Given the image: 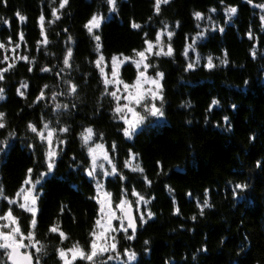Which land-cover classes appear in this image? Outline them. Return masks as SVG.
<instances>
[{
  "label": "trees",
  "instance_id": "trees-1",
  "mask_svg": "<svg viewBox=\"0 0 264 264\" xmlns=\"http://www.w3.org/2000/svg\"><path fill=\"white\" fill-rule=\"evenodd\" d=\"M154 4L155 0H117V11L111 15L106 0H69L63 9L59 8V0H7V6L0 0L3 18L0 19V42L6 51L15 48L12 50L15 60L0 62L1 68L13 65L0 81V87L5 90L0 111L6 113L8 123L7 129H0V139L9 131L17 134L7 151L0 153V185L4 196L14 197L28 168L34 169L33 179L45 170L35 163L37 158L42 159L44 146L27 129L28 122L38 127L50 122L53 128H69L68 133L57 134L66 144L62 146L57 167L42 181L43 194L36 216V239L43 245L40 264H63L56 251L58 247L69 248L79 242L84 250L90 249L89 233L99 208L93 199L97 195L96 185L83 168L75 167L90 164L87 146L82 144L80 136L87 127L93 128L94 141L106 144L119 172L127 177L124 181L115 176L108 179L107 186L114 198L117 199L121 189H127V196L134 201L133 188L145 198L154 197L147 208L155 217L140 225L135 239L127 240L120 235L118 250L123 254L124 248H128L137 254L131 264H165L166 261L170 264H257L258 261L264 264V167L255 166L257 160L264 161V23L260 20L264 9L259 7L264 0H253L251 4L248 0H223V4L221 0H169L161 4L160 14L155 13ZM229 5L238 9L230 20L224 12ZM53 8L58 10L59 19L53 17ZM211 8L216 12H209ZM17 11L26 20L20 21L15 15ZM195 11L204 13V18L197 21L192 15ZM93 12H101L106 17L101 28L94 30L101 38L99 53L97 42L83 27ZM41 13L45 16L46 45L37 44L44 39L39 22ZM209 16L212 19L208 21ZM132 21L142 27L133 29ZM165 21L175 33L171 39L174 54L155 58L157 70L164 73L165 115L127 138L121 131L123 121L113 112V97L109 90L105 92L103 77L94 62L100 53L110 58L113 54L129 55L134 49L144 48L145 33L147 39H152ZM177 21L179 27H176ZM210 21L212 24H208ZM213 24L216 30H212ZM220 27L223 32L219 31ZM249 28L253 32L251 40L246 35ZM201 31L205 35L198 37L194 49L188 50L192 60L197 53L200 55V63L186 72L188 61L183 53ZM20 32L24 34L23 40L19 39ZM68 36L72 37L71 41ZM68 47L73 50L71 68L62 72ZM253 48L257 53L255 58L251 55ZM224 50L227 65H221L216 59L223 58ZM2 51L0 48V54ZM208 55L214 57L213 69L204 67ZM20 56L28 59L20 60ZM45 66L51 71H41ZM134 76L135 68L125 66L123 77L131 80ZM68 79L78 86L76 95H60L66 90L64 81ZM23 84L28 87L23 88ZM44 85H48L45 98L34 103ZM18 88L24 92L23 96L17 92ZM52 92L57 93L55 100ZM213 98L220 103L207 112ZM182 102H190V106H182ZM56 103L69 107L56 110ZM233 104L235 109L231 107ZM205 115L209 117L208 123ZM223 116L230 118L231 131L224 129ZM216 121H220V127ZM250 134H255L254 141L249 140ZM113 141L117 145L115 152L111 150ZM29 144H36L35 155L27 147ZM130 148L137 154V160L127 168L124 162L129 159ZM137 165L143 168L142 173L133 171ZM145 176L152 182L150 186ZM236 182H247L249 187L234 197L232 187ZM165 185L173 191L169 192ZM205 188L210 190L209 202L213 207L205 209L201 217L196 201H203ZM173 196L179 215L172 211ZM0 205L1 209H7V200L2 198ZM194 214L195 221L190 219ZM14 215L20 218L21 230L26 232L31 214L14 206ZM52 224L67 238L61 240L59 233H50ZM145 240L149 241L147 245ZM205 244L207 252L197 251ZM242 244L244 250L239 251ZM31 251L35 257V248ZM1 254L0 264H9L3 250ZM105 259H97L96 264H110ZM71 264L90 262L80 258Z\"/></svg>",
  "mask_w": 264,
  "mask_h": 264
},
{
  "label": "snow or ice",
  "instance_id": "snow-or-ice-1",
  "mask_svg": "<svg viewBox=\"0 0 264 264\" xmlns=\"http://www.w3.org/2000/svg\"><path fill=\"white\" fill-rule=\"evenodd\" d=\"M253 0H248V3H252ZM5 6H7V0H3ZM169 3V0H155L154 10L156 14H160L161 12V4ZM69 4V0H59V8L63 9L65 6ZM106 4L108 5V12L113 13L117 11V0H106ZM221 4H223V0H221ZM261 9H264V4L259 5ZM238 9L236 6L229 5L224 9L226 19H231L237 13ZM209 12H216L215 8L209 9ZM16 17L19 18L20 21L26 20V17L21 15L19 11L15 13ZM52 15L56 19L60 18L58 14V10L56 8L52 9ZM193 17L199 21L204 18V13L195 11L192 13ZM0 19H3L0 17ZM106 17L101 12H93L89 19L86 20L83 27L87 30V32L93 37V39L97 42L96 43V51L99 53L100 50V36L95 34L94 30H98L101 28L102 23ZM151 19V17L149 18ZM211 20V16L208 17ZM262 23H264V15L260 17ZM44 21L45 16L41 13L39 17L40 28H41V36L44 37L42 41H37V44H47V35L44 30ZM54 22V21H52ZM6 25L10 26V22L8 20H4ZM199 27V25H197ZM131 27L133 29H140L142 26L135 21L131 22ZM176 27H179V21L176 22ZM216 25H212V30H216ZM67 32V29H64ZM220 32H223L224 29L222 27L219 28ZM19 39H24L23 32H20ZM167 36L168 42L166 45L165 50V42L162 37ZM175 35L174 31L170 30V27L167 23L163 24V26L156 32L155 39L150 40L147 39L148 34L145 33V40L144 44L146 47L143 50L137 51L136 49L133 52L137 53L136 59L128 56H124L123 53L120 54H113L111 56V76L112 79L107 78V74L105 73V58L102 53L97 56L96 61L94 62L96 67L99 69L100 74L103 79V84L105 85V92H108V85L113 84L117 87L119 85H123L122 91L126 93V95L118 96L117 91H111L109 94L116 100V106L113 108V112L118 115V118L123 121V127L121 129L123 135L127 138H131L134 134H136L137 129H140L142 126L146 125L150 118H162L164 117L165 113L163 110L164 104V91H163V78L164 73L161 71H156L155 76H148L146 75L147 70L149 68L154 67L152 64L148 63V54H154L156 56H172L174 54V49L172 47L171 39ZM205 35L204 31L197 33V37H203ZM248 39H253V32L251 28L246 33ZM8 41H11V36H9ZM72 37L68 36V41H71ZM196 38H193V42L186 45V50L183 53L185 59L188 61L184 68V71L188 72L194 70L200 63L201 57L197 53L195 60L190 58V54L187 49H194ZM20 45L19 43L16 44L18 48ZM5 45L3 42H0V48H4ZM154 47L158 48V51L154 52ZM73 50L71 47H68L66 50V54L64 55L63 65L65 66L64 69L61 71H65V69L71 68L70 60L72 58ZM256 51L253 48L251 50V55L253 58L256 57ZM121 57L123 59H121ZM8 57L5 56L4 60H7ZM20 60H27V56H20ZM207 63L204 65L207 69H213L216 65L213 63L214 57L212 55L207 56ZM219 59V63L221 65H227V51L224 50L223 58H216ZM127 61H132L135 63L136 68L138 70V75L136 76V80L133 84L125 83L124 81L118 78L117 67L122 65ZM143 66V70L141 69ZM13 65H9L8 68H0V81L5 79L4 73L9 71ZM29 72L32 71V68L28 69ZM43 72L51 71L50 68L45 66L41 69ZM59 75V73H57ZM245 84L248 83L247 80L244 81ZM66 85V90L61 92L60 95H69L73 96L76 95L78 86L72 82V80L68 79L64 81ZM23 88H27V84L22 85ZM48 88V85H44L41 88L39 95L36 97V101L34 103L41 101L45 98V89ZM4 88L0 87V99H4L3 93ZM19 95L23 96L24 92L21 89H17ZM52 99L55 100L57 97L56 92H52ZM121 100L127 101L126 103L121 104ZM159 101V106L157 104ZM219 100L213 98L211 103L208 106L207 112H210L213 106L219 105ZM136 105L141 106L143 109V114L136 110ZM182 106L188 107L190 106V102L188 104H184L182 102ZM68 104H61L56 103L55 109L59 110L61 108H68ZM72 107H75L73 104ZM233 109L236 108V105H231ZM205 123L209 122L208 115L204 117ZM41 121H44V118L41 117ZM222 121L224 124V129L227 131L232 130V125L230 123V118L228 116H223ZM189 123H191L189 121ZM217 127H220V121L215 122ZM8 123L6 120V113L0 111V129H7ZM27 129L30 130L31 133L35 134L33 137L34 139H38L40 144H42L43 151H42V159L37 158L35 163L39 164L45 170L38 173V176L35 180H33V168H28L26 172L25 179L22 182L21 188L17 191L16 197H22L23 203H20L16 198H9L4 196V188L3 185H0V198L7 200L8 207L7 209H0V221H6L7 223H0V250H3L4 256H6L7 261H10L11 264H33L34 254L32 253L31 249L35 248V260L36 264H40L39 260V253H41L43 245H40V241L36 239V228H37V213L39 211L38 201L43 194V183L42 181L49 175H51L54 169L57 167V160L61 156L62 146L66 144V140L59 139L58 133H68L69 128L67 126L53 128L50 122H43L42 127H38L37 124L29 121L27 124ZM16 132L9 131L7 136L3 139H0V153H5L10 146L11 141L16 137ZM95 133L92 127L85 128L81 133L82 144L84 146H88L90 142L93 141ZM101 137L103 133L99 134ZM256 139L255 134L249 135V140L254 141ZM29 150L35 155L37 151L36 144H29L27 145ZM116 143L115 141L111 144V150L115 152L116 150ZM88 155L91 158V162L87 167H84L82 164L75 165L77 169L83 168V171L87 174L88 177L92 178L96 182V192L97 195L93 197L98 204V218L95 220L94 226L92 231H90L89 235L91 237L90 240V251H85L83 247L79 245V242H76L69 248L58 247L57 254L63 264H71V261L68 259V253H71L72 261H75L77 257L87 260L90 264H96V258L103 256L104 253L112 252L115 255H109L107 260H116V259H123V255L127 256V260L124 261V264H128L129 261L136 260V252L134 250H130L128 248H124L123 255L118 250L119 240L114 233H122L127 240H133L136 236V231L138 228V224H146L148 220L155 217V213L152 212L148 208L141 209L140 205L143 204L147 206L150 203L151 199L154 197L145 198V196L141 195L140 193L136 192L135 189H132V195L136 196L137 199L133 201H129L127 197L128 190L121 189L118 194V203L113 199V193L109 192L105 187L104 184L101 183L100 180V173L97 171V168L103 170L104 176H115L118 180L124 181L127 179L123 175L122 172H118L117 166L112 162L108 150L105 149L103 144L96 143L94 146H89L87 148ZM129 159L125 160L124 166L131 167V160L136 157V153H133L132 149H128ZM108 161L109 164L112 165L111 171L105 169L104 164H98V160L100 158ZM76 157L73 156L72 160L75 161ZM157 165H160V161H157ZM255 166L257 168L264 167V161L257 160L255 162ZM140 171L143 172V168L139 165L133 169V171ZM145 182L150 186L151 181L144 177ZM232 184V181L228 182ZM39 185V189L38 186ZM168 188L169 192H172L169 186L165 185ZM249 185L247 182H236L232 187V194L233 196H238L240 193L244 192L248 189ZM209 189L205 188L203 192V201L200 200L196 201L197 208L199 210V216L203 217L205 214V209H211L213 205L209 202ZM102 194V195H101ZM191 196V193H188ZM133 204H135V214L133 212ZM115 205V206H114ZM172 205H173V214L179 215L180 209L177 206V202L175 196L172 197ZM14 206H18L19 209L30 213L32 219L29 222V226L27 227L26 232L21 230L20 227V218L14 215ZM63 211V209H61ZM119 212V215L117 214ZM191 220L195 221L197 216L194 214L190 217ZM114 221L117 224L114 225ZM180 227H183L181 225ZM7 229V230H6ZM129 230H131V234H129ZM48 231L50 233H59V238L61 240L66 239V234L59 229L56 224L50 225ZM225 238H221V243L224 242ZM248 237L245 236L244 240L247 241ZM27 240L28 243L24 241ZM110 240V242H109ZM99 241V242H98ZM145 245L149 243L148 240L144 241ZM40 245V247H37ZM21 249H24L22 252ZM208 248L207 245H202L200 249L197 251L207 252ZM244 246L241 245L239 251H243ZM147 251V249H146ZM195 259V255L193 256ZM165 264H170V262L166 261ZM259 264V261L257 262Z\"/></svg>",
  "mask_w": 264,
  "mask_h": 264
},
{
  "label": "rangeland",
  "instance_id": "rangeland-1",
  "mask_svg": "<svg viewBox=\"0 0 264 264\" xmlns=\"http://www.w3.org/2000/svg\"><path fill=\"white\" fill-rule=\"evenodd\" d=\"M114 13V12H113ZM113 13H110L111 15L113 14ZM206 20H208V18H206ZM209 21V20H208ZM165 23H167L168 25H169V27H170V30H171V25H170V23L169 22H167V21H165V22H163V24H165ZM208 24H212V21H210ZM163 26V25H162ZM161 28V27H160ZM159 28V29H160ZM158 29V30H159ZM206 29V27L205 28H203V30H205ZM157 30V31H158ZM156 31V32H157ZM156 34V33H155ZM195 38H196V40L195 41H198V37H197V34L194 36ZM155 39V36L152 38V39H150V40H154ZM162 39L164 40V42H165V50H166V45H167V42H168V39H167V36L165 35L164 37H162ZM145 47H146V45H145ZM144 47V48H145ZM144 48H142V49H140V50H143ZM15 48H13V47H11L10 49H8L7 48V51H6V47H4L3 48V51H2V54H0V62H5V61H7V62H11V60H15V54H14V52L12 51V50H14ZM188 50H190V49H187V51ZM137 51H139V50H137ZM155 51H158V48L157 47H154V52ZM99 55V54H98ZM118 55V54H117ZM146 55L148 56V63H150V64H152L154 67H152V68H149L148 70H147V73H146V75H148V76H155V73H156V71H158L157 70V66H156V64H155V58H158L159 56H156V55H154V54H148V53H146ZM5 56H7L8 57V59L7 60H4V57ZM124 56H128V57H132V58H134V59H136V58H138L137 57V53L136 52H133V53H131V54H129V55H126V54H124ZM104 58H105V62H106V66H105V73L107 74V78L108 79H112V76H111V56H110V58H107V57H105L104 56ZM121 59H123L122 57H121ZM127 65H131V66H133L134 68H135V76L131 79V80H126L124 77H123V69H124V67L125 66H127ZM1 68V67H0ZM140 70H143V66H141V69ZM117 73H118V78L120 79V80H122V81H124L125 83H128V84H133L134 82H135V80H136V76L138 75V70H137V68H136V65H135V63H133L132 61H127V62H125V63H123L122 65H119L118 67H117ZM103 79H104V77H103ZM162 84H163V81H162ZM108 90L111 92V91H117V95L118 96H123V95H126V93L125 92H123L122 91V89H123V85L121 84V85H119L118 87L116 86V85H113V84H109L108 86ZM113 102H114V107L116 106V100L113 98ZM121 102V104H123V103H126L127 101H124V100H121L120 101ZM157 104H158V106H159V101H157ZM136 107V110L138 111V112H141V114H143V109L141 108V106H139V105H136L135 106ZM163 110H164V108H163ZM118 116V115H117ZM158 119H160V118H155V117H152V118H150L149 119V121L146 123V124H148V123H152L154 120H158ZM144 126H142L140 129H137V131L138 130H141L142 128H143ZM136 131V132H137ZM96 143H100V144H103L104 145V147H105V149L106 150H108V152H109V156H110V158H111V160H112V162L117 166V169H118V172H119V168H118V165H117V163H116V161H115V159H114V157H113V155H112V153H111V151L107 148V146H106V144L104 143V142H101V141H92V142H90V144L87 146V148L89 147V146H94V144H96ZM136 157L134 158V159H132L131 160V166H133V165H135V163H136ZM90 162H91V158H90ZM98 164H104L105 165V169H107L108 171H111V167H112V165L111 164H109L108 163V161H106V160H104L102 157L98 160V162H97ZM127 168H131V167H127ZM97 171L100 173V180H101V183H103L104 184V187L109 191V192H112L109 188H108V186H107V181H108V179L109 178H113L114 176H104L103 175V170H101V169H99V168H97ZM92 179V178H91ZM33 180H35V179H33ZM94 181V183H95V185H96V182H95V180H93ZM38 187V189H39V185L37 186ZM113 193V192H112ZM102 195V194H101ZM12 198H16V199H18L19 200V202L20 203H23V199H22V197H16V194L14 195V197H12ZM129 201H133L130 197H126ZM135 198V200L137 199V197L135 196L134 197ZM1 199L2 198H0V201H1ZM113 199L116 201V203H118V199H115L114 198V195H113ZM134 200V201H135ZM133 201V202H134ZM38 204H39V201H38ZM115 206V205H114ZM133 207L135 208V204H133ZM140 207H141V209H144V208H147V206H145V205H143V204H141L140 205ZM0 209H1V205H0ZM6 210V209H5ZM0 214H2V213H0ZM117 214L119 215V212H117ZM0 223H4V224H6L7 222L6 221H0ZM115 224H117V222L116 221H114V225ZM7 230V229H6ZM122 233H114V235H116L117 236V239L119 240V238H120V235H121ZM25 243H28V241L27 240H25L24 241ZM99 242V241H98ZM109 242H110V240H109ZM86 251V250H85ZM87 251H90V249L89 250H87ZM86 251V252H87ZM68 255V259L71 261V263H73L74 261H72V259H71V253H68L67 254ZM109 255H115L114 253H112V252H107V253H104L103 254V256H100V257H97L96 258V260L97 259H99V258H101V257H105V258H107ZM123 255V254H122ZM78 259H80L79 257H77V259L76 260H78ZM39 260H40V258H39ZM75 260V261H76ZM106 260V262H108V261H111L110 262V264H124V261L125 260H127V256L126 255H123V259H116V260H107V259H105ZM135 261V260H134ZM134 261H129L128 262V264H131V263H133ZM89 262V261H88Z\"/></svg>",
  "mask_w": 264,
  "mask_h": 264
},
{
  "label": "water",
  "instance_id": "water-1",
  "mask_svg": "<svg viewBox=\"0 0 264 264\" xmlns=\"http://www.w3.org/2000/svg\"><path fill=\"white\" fill-rule=\"evenodd\" d=\"M133 212H134V214H135V208L133 207ZM138 228H139V224H138ZM137 228V229H138ZM131 231V230H130ZM21 251L23 252L24 250L23 249H21ZM9 263L11 264V262L9 261ZM33 264H35V257H34V259H33Z\"/></svg>",
  "mask_w": 264,
  "mask_h": 264
}]
</instances>
